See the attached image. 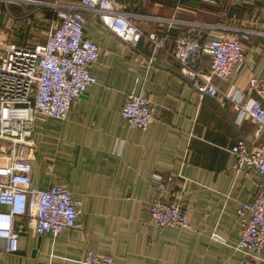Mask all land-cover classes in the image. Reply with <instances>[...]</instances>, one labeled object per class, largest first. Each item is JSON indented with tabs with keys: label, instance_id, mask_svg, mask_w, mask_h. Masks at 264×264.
I'll use <instances>...</instances> for the list:
<instances>
[{
	"label": "crops",
	"instance_id": "crops-1",
	"mask_svg": "<svg viewBox=\"0 0 264 264\" xmlns=\"http://www.w3.org/2000/svg\"><path fill=\"white\" fill-rule=\"evenodd\" d=\"M114 1L141 15L264 32V0ZM86 16L84 34L100 51L99 61L90 67L95 81L66 119L33 122L35 147L29 159L31 185L67 189L82 227L58 234L21 233L14 253L5 251L0 239V264H84L90 249L111 256L113 264H264V247L250 256L237 248V211L255 196L260 176L247 165L235 169L230 152L239 138L253 148L264 143L257 123L250 118L238 123L232 102L202 94L179 72L169 51H154L148 35L161 37L163 25L139 20L144 35L132 47L105 29L97 16ZM38 19L48 26L53 13L42 10ZM17 26L16 43L44 40L43 35L33 37L26 25ZM24 30L27 40L20 41ZM187 31L174 26L168 36L172 40ZM189 32L200 41L230 34L199 27ZM244 56L232 77H213L212 82L223 92L239 91L244 100L264 96L249 86L251 77L264 79V35H252L244 43ZM196 63L205 71L209 57L201 55ZM134 85L156 107V118L146 130L128 127L121 116ZM152 195L178 198L190 228L147 224Z\"/></svg>",
	"mask_w": 264,
	"mask_h": 264
},
{
	"label": "built area",
	"instance_id": "built-area-1",
	"mask_svg": "<svg viewBox=\"0 0 264 264\" xmlns=\"http://www.w3.org/2000/svg\"><path fill=\"white\" fill-rule=\"evenodd\" d=\"M42 10L53 13L42 42L32 44L11 41L13 31L23 21L29 29L42 26L38 15ZM0 239L5 251L19 249V235L32 231L58 234L65 228L80 229L79 212L69 191L61 185L45 190L31 185V138L36 119H66L73 105L94 83L90 67L99 61L98 45L84 34L87 13L98 17L99 23L122 42L135 47L144 35L135 23L149 20L163 25L161 37L148 35L154 49L169 51L179 72L202 94L223 97L237 109V122L250 118L264 133V96L244 100L237 90L221 91L213 82L216 77L227 81L244 62V43L252 35L264 32L244 27L220 26L170 17L141 15L125 10L114 0H0ZM178 26L188 33L170 39L169 29ZM196 27L209 31L223 30L207 40H198L189 32ZM227 34V33H226ZM171 41V42H170ZM173 45V47H172ZM201 55L209 57L207 70L198 67ZM137 83V80L135 84ZM249 86L257 93L264 88V79L251 77ZM121 116L125 124L146 130L156 118V107L136 85L127 93ZM233 167H254L260 176L252 200L238 209L241 233L237 248L248 256L264 247V143L250 147L239 138L231 147ZM147 224L156 227L190 228L180 200H164L152 195L148 200ZM84 264H113L111 256H100L90 249Z\"/></svg>",
	"mask_w": 264,
	"mask_h": 264
},
{
	"label": "rangeland",
	"instance_id": "rangeland-1",
	"mask_svg": "<svg viewBox=\"0 0 264 264\" xmlns=\"http://www.w3.org/2000/svg\"><path fill=\"white\" fill-rule=\"evenodd\" d=\"M5 13H3L2 15H1V19L2 20H5ZM135 23L137 24V25H139L140 27H142V23L141 22H139V21H135ZM47 28H48V26H45L44 24H42V26H40V28H38V30H36V29H30L31 30V33H32V36L33 37H38V36H42L43 34H44V32H46L47 31ZM26 29V28H25ZM28 30V29H27ZM27 30H24V33L22 34V36H19L18 38H20V41L22 40V41H25V40H27L26 39V37H27V35H28V33H27ZM15 37V36H14ZM14 37L12 36L11 37V41H14ZM31 38V37H30ZM40 39H42V37H40ZM34 40L32 39L31 40V42H33Z\"/></svg>",
	"mask_w": 264,
	"mask_h": 264
},
{
	"label": "trees",
	"instance_id": "trees-1",
	"mask_svg": "<svg viewBox=\"0 0 264 264\" xmlns=\"http://www.w3.org/2000/svg\"><path fill=\"white\" fill-rule=\"evenodd\" d=\"M41 12V11H40ZM19 23H21V27H23L25 24H24V22L23 21H20ZM26 28H28V27H26ZM29 29V28H28Z\"/></svg>",
	"mask_w": 264,
	"mask_h": 264
}]
</instances>
